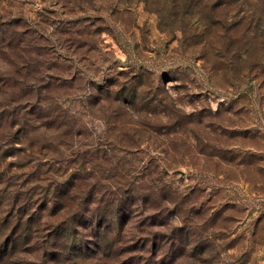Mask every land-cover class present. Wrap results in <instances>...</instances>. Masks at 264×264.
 <instances>
[{
	"label": "rangeland",
	"instance_id": "obj_1",
	"mask_svg": "<svg viewBox=\"0 0 264 264\" xmlns=\"http://www.w3.org/2000/svg\"><path fill=\"white\" fill-rule=\"evenodd\" d=\"M1 53L34 60L18 81L0 60V209L11 182L82 180L98 215L111 187L143 189L119 239L98 233L102 264H264V0H0ZM13 108L28 134L15 143Z\"/></svg>",
	"mask_w": 264,
	"mask_h": 264
},
{
	"label": "trees",
	"instance_id": "obj_2",
	"mask_svg": "<svg viewBox=\"0 0 264 264\" xmlns=\"http://www.w3.org/2000/svg\"><path fill=\"white\" fill-rule=\"evenodd\" d=\"M37 59L39 60V58ZM0 60L3 62L6 60L14 62L18 68L16 72L18 75L15 79L17 81L22 78L23 71L28 69L33 71L31 65L34 59L31 55L1 53ZM48 78L52 79L51 77ZM2 81L3 79L0 77V95H2L1 92L6 91V83ZM13 110L11 116L13 122L11 125L15 126L18 124L16 129L17 136H11L13 137L11 142L15 143L16 139H21L22 136L28 137V134L23 130V117H16L21 115L20 112L16 114L19 108H13ZM25 110L33 113L37 110L41 111L42 107H38L35 103L28 101L26 107H24ZM4 119V112L0 108V128H4ZM4 147L1 146L0 151ZM13 147L18 151L24 150L23 152H25V149L22 150L21 147H16L15 145ZM25 183L17 184L15 187L20 186V189L14 191L11 189L12 185H15L14 183L11 182L12 185L9 186L7 183L3 185V189L7 193L5 197L8 200V204L6 208L0 209V264L9 262L18 253H29V251L30 253L31 251L35 253L36 259H24L23 264H50V262L55 264H102L103 254L97 248V245L101 242V236L98 233L104 230L106 233L115 234V238L119 239L121 234L125 233V229L130 226L132 220L138 217V210L142 207L145 211L146 205H142V203L151 199V193L143 189L126 190L125 188H120L119 190L111 187L109 192L104 195L107 198L106 201H102L106 202V205L113 207L110 212L98 215L92 213L90 205L91 201H95L96 198H90L89 200L86 198V193L83 195L85 185L82 180L75 181L71 178L56 186L51 184V189H49L50 187L45 188V186L40 188L41 183L32 182V184L29 183L27 186ZM132 191L137 194L132 193ZM1 192L2 190H0V195ZM61 208L66 209L64 220L53 224L48 234H45L44 232L47 228L40 224L43 211L53 210L54 214H57L55 212ZM93 212L95 213V211ZM161 213L163 214V208L156 215H148L151 219V225L158 222L155 217L160 216ZM109 216H111V219ZM142 216H145L144 213H142ZM142 221L139 223H142ZM63 235L68 236V240H65L67 242L65 246L59 248L53 243L61 242L65 238ZM89 236L96 238V246L92 247L86 242L90 240ZM158 239V237L151 239L152 245L144 244L142 248L147 249L148 252L156 253L161 249L156 243ZM49 244L53 249L52 254H49ZM117 245V242L113 244V248L116 249ZM120 248L121 245L119 246ZM120 251L121 253L117 251L119 253L117 255L124 253V251ZM160 263L163 264V260ZM116 264H142V262L139 261L137 256L130 255Z\"/></svg>",
	"mask_w": 264,
	"mask_h": 264
}]
</instances>
